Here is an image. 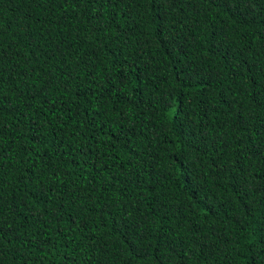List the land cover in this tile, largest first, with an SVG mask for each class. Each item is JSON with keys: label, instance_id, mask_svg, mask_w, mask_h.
<instances>
[{"label": "trees", "instance_id": "obj_1", "mask_svg": "<svg viewBox=\"0 0 264 264\" xmlns=\"http://www.w3.org/2000/svg\"><path fill=\"white\" fill-rule=\"evenodd\" d=\"M0 264H264V0H0Z\"/></svg>", "mask_w": 264, "mask_h": 264}]
</instances>
